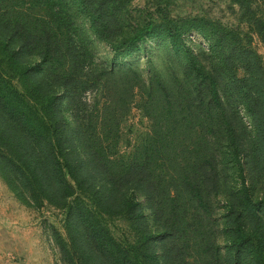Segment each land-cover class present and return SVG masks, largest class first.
Instances as JSON below:
<instances>
[{
    "label": "trees",
    "instance_id": "obj_1",
    "mask_svg": "<svg viewBox=\"0 0 264 264\" xmlns=\"http://www.w3.org/2000/svg\"><path fill=\"white\" fill-rule=\"evenodd\" d=\"M23 1L0 0V129L6 127L0 138L14 133L18 157L0 153L6 174L35 199H62L101 264H264V229L257 240L248 229L264 214V198L257 200L254 191L264 161V66L256 52L229 51L221 36L209 40V50H195L186 30L153 22L118 37L111 27L122 20L111 0H32L46 6V16L26 11ZM88 21L116 51L167 37L164 65L145 73L139 64L96 63ZM5 64L21 74L24 92L3 73ZM33 74L46 80L34 83ZM104 78L108 88L124 85L131 93L138 85L148 95L153 130L129 161L113 159L93 117L86 119L91 113L82 97ZM57 88L69 98L77 125L61 115ZM96 174L99 189L87 183ZM75 187L98 206L113 201L109 211L125 214L135 239L119 241L93 212L76 206L83 194Z\"/></svg>",
    "mask_w": 264,
    "mask_h": 264
},
{
    "label": "rangeland",
    "instance_id": "obj_2",
    "mask_svg": "<svg viewBox=\"0 0 264 264\" xmlns=\"http://www.w3.org/2000/svg\"><path fill=\"white\" fill-rule=\"evenodd\" d=\"M110 5L122 20L119 25L111 27V31L115 30L118 37L134 35L139 27L152 22L157 25L166 24L186 30L187 44L195 50H209L212 45L209 40L215 42L221 36L229 51L237 47L252 49L264 66V0H111ZM21 7L33 15H49L46 6L32 0H24ZM89 23L90 21L86 24L87 35L92 40V57L96 63L108 67L113 64L117 67L139 64L145 73L164 65L167 48L171 45L167 37H148L137 49L116 51L99 39ZM200 31H204L209 38H204ZM173 58L170 60L173 61ZM3 71L19 91H25L21 74L17 70H10L5 64ZM237 72L240 76L244 75L241 68ZM35 76L33 74L34 83L46 80ZM116 87L117 89L108 88L104 78L98 87L88 89L82 101L86 105L84 108L91 113L86 115V119L93 117L96 131L108 147L111 157L125 162L133 159L137 149L147 141L154 122L147 110L148 95L144 88L136 85L134 91L129 93L123 92L127 89L124 85L121 87L122 91H118L120 86ZM57 89L63 98L61 115L71 121L72 125H77L73 108L69 107V98L63 89ZM1 118L0 116V124ZM246 119L252 122L251 118ZM0 132H6V127L0 129ZM5 134L6 137L0 138V153L17 157L16 151L11 147L14 133L11 137L10 133ZM64 159L60 157L61 162ZM27 160L34 170L32 160L28 157ZM8 167L5 168L0 163V264H101V259L93 252L91 244L85 243V238L79 234L82 227L77 220L78 215L74 214L70 218L67 209L62 207V199L58 202L45 195L35 199L31 190L12 178L11 174H6ZM257 171L254 191L255 198L260 200L264 198L262 159ZM64 172L67 173V170L64 169ZM164 172L169 173L167 170ZM68 178L77 187L70 175ZM100 182L101 176L98 174L87 180V183L98 185L96 189L100 188ZM85 186L88 187L87 191L91 190L88 184ZM77 192L81 193L78 189ZM87 193H81L83 195L74 204L93 212L119 241L135 239L136 232L132 231L125 214H121L116 208L109 211L114 205L113 201H108L104 205L106 207L98 206L94 196ZM262 216V221L253 220L248 224L255 240V237L262 235L264 229V214ZM225 241L226 237H222L221 243Z\"/></svg>",
    "mask_w": 264,
    "mask_h": 264
}]
</instances>
